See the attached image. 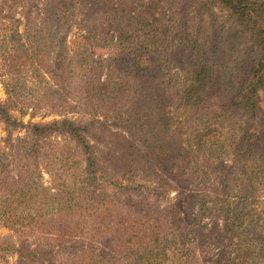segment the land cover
Wrapping results in <instances>:
<instances>
[{
    "label": "trees",
    "instance_id": "16d2710c",
    "mask_svg": "<svg viewBox=\"0 0 264 264\" xmlns=\"http://www.w3.org/2000/svg\"><path fill=\"white\" fill-rule=\"evenodd\" d=\"M181 2L170 18L166 0H0V57L11 70L36 60L25 45L49 41L58 47L55 68L67 71L28 104L62 107L70 78L83 90L73 107L98 106L102 116L24 125L12 103L0 101L1 224L56 239L88 232L102 240L98 256L107 247L125 264H197L190 243L194 229H205L211 241L200 264H264V207L249 206L264 196V0ZM33 9L37 21L27 18ZM218 14L230 25L218 26ZM74 24L82 32L68 41ZM99 42H109L105 63L93 58ZM92 63L117 80L101 82ZM34 76L14 79L11 90L30 95ZM17 130L23 136L14 139ZM212 130L220 135L206 137ZM52 135L71 140L81 158L78 172L66 163L67 179L50 171L46 186L41 157L50 156ZM171 184L198 200L190 228L178 218L166 233L160 216H149L142 189L164 195ZM204 218L209 225L194 227ZM10 249L30 263L53 264L50 250ZM75 252L60 264H87ZM98 256L95 264H105Z\"/></svg>",
    "mask_w": 264,
    "mask_h": 264
},
{
    "label": "rangeland",
    "instance_id": "374dc122",
    "mask_svg": "<svg viewBox=\"0 0 264 264\" xmlns=\"http://www.w3.org/2000/svg\"><path fill=\"white\" fill-rule=\"evenodd\" d=\"M40 1L41 0H38V4L40 3ZM181 1L182 0H166V4L168 5V17H173V8L171 6H179L180 4L178 3ZM27 18L30 21H37L34 9L27 15ZM217 25H224L225 27H227L228 25H230V23L225 20L224 14H218ZM79 32H82V30L75 24L72 25L67 34V40H71L74 37V34ZM112 32L113 31L110 30L108 31L110 37L112 35ZM44 44L46 46L40 44L39 46L35 47L31 45L30 42L25 45V48L28 49V53H31L34 49L36 50V55H34V57H36V60H34L32 64H28L21 73H14L10 68V65H12V63L4 62L0 57V101L12 103L13 107H15L13 108L12 114L24 125L28 123L49 122L63 117L74 118L75 120H79V122H89L90 120L101 119L102 116L98 113L100 107L98 106L90 107L81 102V106L73 107V105L76 104V100H80V97L78 95L81 94L83 90L81 91V89L78 87V82L71 80L70 78L66 83V87L69 93L66 92L64 94L63 98H66V102L62 105V107L46 108V106H41L40 104L39 106L38 104H28L38 96L37 89H40L39 91L55 89L59 85L60 77H66L67 74V71H62L61 69L58 70L54 66V53L57 51L58 47L53 43H50L49 41H44ZM69 44L70 43H68L67 45ZM108 46L109 42L98 44L95 55L93 56L94 60L99 58L101 61H104L106 57H108ZM43 52L45 53L43 54ZM98 55L101 56L98 57ZM92 66L94 68V73H100L99 80L101 82L109 80V83H111L117 80V76L115 73L112 72L111 76H108V71L106 70V68H97L96 65H93V63ZM33 75H35V82L37 83L36 85L32 84L29 86V90L32 91L30 95H25L26 91H28L27 88L20 90L16 88L13 91L11 90L16 86L15 80L17 81L18 77H21L20 82H22V78ZM70 75L71 74H68L69 77L72 76ZM20 93L23 94L20 96ZM8 95L12 97L8 99ZM81 101H83V98ZM92 102L96 104L95 99H92ZM21 103H25L24 106H22ZM3 127L4 126L0 124V138H4L6 136V131ZM219 135V131L212 130L206 134V137H218ZM11 136L14 139L17 137H22L23 131H14L11 133ZM46 142V150L49 149L52 151L50 152V156L46 158L41 157L44 166H41L42 172L40 173L39 179L43 185L51 186V180L53 176L51 175L50 171L57 173L59 175L58 177L61 180L67 179L68 177H71V173L67 174L65 170H63L64 166L66 165V163H69L72 166L73 171L78 172L80 166L79 160L81 156L79 150L75 149V144L71 140L69 141L63 135L48 136ZM62 155L66 157L65 162L63 161L64 158L58 157ZM108 190V193H111L109 188ZM142 190L143 194H149L148 201L151 206L149 216H160L162 224H164L163 228L166 233H169L171 228L176 225L175 220H177L178 218H183V225L188 229L190 228L189 220L191 221V219H189L187 215L191 211L190 208L193 206L192 203L194 204L198 199L193 200L191 203V201H189L188 199L189 193L187 195L186 189L184 190L180 186L171 184L170 187L166 188L164 195H158L155 191L146 187ZM122 198L126 203L125 198L123 196ZM178 199H180L182 202L180 203ZM133 201H136L138 205H142L141 200H139L137 197L134 198ZM120 204L123 205V202L120 201ZM183 204L185 205L184 213H182ZM249 206L250 209H258L264 207V196H260L259 199L255 201L253 206ZM208 218H204V222L199 221L200 226L196 221L194 227H204L203 225L205 223L209 225L210 221H208ZM193 233L194 237L193 241L190 243V247L195 251L197 255V261L195 263L200 264V262H202L209 255L208 249L204 246H207L210 243L211 236L205 231V229H194ZM199 239L203 242L202 245ZM101 241L102 240L100 238H91V234L88 232H84V234H80L77 237H72V239H56L51 235H45L39 232H31L23 226L16 225L13 228L0 223V264H26L29 261V257L20 258L18 251H14L12 249L8 250V248L12 247V245H14L15 247L24 246L28 247L29 249L35 250H38L39 248L44 250L46 249L48 251L50 250L52 254L51 259L53 264H60L63 260H68L70 257L69 252H71L72 250L76 251L75 253H84L80 256L84 258V261H87V264V258L93 260L90 264H95L96 258L104 246L102 245ZM127 241L128 240L125 239L123 240L124 243H128ZM170 247L171 246L168 245V248ZM90 248H93V251H91ZM104 251L105 256L98 257H105L107 259L106 261H104L105 264H125L120 260H113V253L109 249H107V247L104 248ZM35 261L36 257L33 258L31 263L28 262L27 264H39L37 262L35 263ZM207 261L208 260L206 259L205 262Z\"/></svg>",
    "mask_w": 264,
    "mask_h": 264
}]
</instances>
